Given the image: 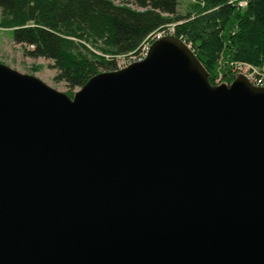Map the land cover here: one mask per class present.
Returning <instances> with one entry per match:
<instances>
[{"label": "water", "instance_id": "obj_1", "mask_svg": "<svg viewBox=\"0 0 264 264\" xmlns=\"http://www.w3.org/2000/svg\"><path fill=\"white\" fill-rule=\"evenodd\" d=\"M0 264H264V88L175 36L72 98L0 63Z\"/></svg>", "mask_w": 264, "mask_h": 264}, {"label": "trees", "instance_id": "obj_2", "mask_svg": "<svg viewBox=\"0 0 264 264\" xmlns=\"http://www.w3.org/2000/svg\"><path fill=\"white\" fill-rule=\"evenodd\" d=\"M196 0L180 15L177 0H0V27L28 58L52 62L54 81L69 91L115 59L137 54L147 37L175 24L213 85L230 62L264 65V0Z\"/></svg>", "mask_w": 264, "mask_h": 264}, {"label": "rangeland", "instance_id": "obj_3", "mask_svg": "<svg viewBox=\"0 0 264 264\" xmlns=\"http://www.w3.org/2000/svg\"><path fill=\"white\" fill-rule=\"evenodd\" d=\"M177 3H178L177 6L178 13L180 15H185L188 12H191L192 6L196 3V0H177ZM0 20H1V11H0ZM171 25L172 26L166 28L167 32L171 33L169 34V36H175L176 25L175 24H171ZM177 38H180L181 40L185 41L182 37H177ZM128 62H129V58H125V57H119L115 60V63L117 64V68L120 65V69H123L128 65H130V63ZM0 63L5 64L6 66L22 74L33 75L36 78L40 79L45 84H47L48 86H50L51 88L59 92L65 93L71 98L73 97L74 93L79 89L76 88L72 91H69L64 82L54 81L56 71L49 67L52 64V62L43 58L32 59L25 57L23 55V48L20 45H16L13 42L11 31L4 29L2 27H0ZM102 72H107V71H103V70L99 71V73ZM222 77L223 75L221 73L218 74L217 77L214 79L213 86L220 85L221 82L219 81L221 80Z\"/></svg>", "mask_w": 264, "mask_h": 264}, {"label": "built area", "instance_id": "obj_4", "mask_svg": "<svg viewBox=\"0 0 264 264\" xmlns=\"http://www.w3.org/2000/svg\"><path fill=\"white\" fill-rule=\"evenodd\" d=\"M237 6L239 9H244L247 6V0H238ZM170 26L172 25L170 24L169 26H166L165 28L160 29L154 32L153 34L149 35L147 39L144 41V43L141 45L137 54L129 55L125 57V58H129L128 63L131 64L144 60L148 54L150 45L154 40L169 36V34H171L170 32H167L166 29ZM188 46L191 48L190 44ZM118 69H120V65L117 68V70ZM228 71L229 72L226 75V77H222L221 80L219 81L221 82V84H230L236 77L243 76L252 86L257 88H264V65L254 66L245 62H230L228 65Z\"/></svg>", "mask_w": 264, "mask_h": 264}]
</instances>
